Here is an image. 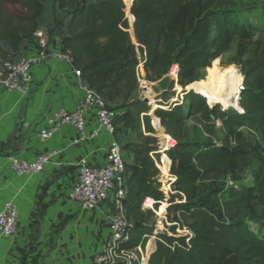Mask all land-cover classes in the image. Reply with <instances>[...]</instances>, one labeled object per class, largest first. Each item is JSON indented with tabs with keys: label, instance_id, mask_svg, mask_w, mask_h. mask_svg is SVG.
Wrapping results in <instances>:
<instances>
[{
	"label": "trees",
	"instance_id": "16d2710c",
	"mask_svg": "<svg viewBox=\"0 0 264 264\" xmlns=\"http://www.w3.org/2000/svg\"><path fill=\"white\" fill-rule=\"evenodd\" d=\"M2 1L20 5L29 16L16 23L0 5L1 71L4 61L9 60L2 42L14 50L31 43L43 10L40 2L46 0H0V4ZM54 3L63 16L57 21L56 32L50 34L44 28L50 42L72 57L81 70L82 83L95 90L115 112L116 138L126 164L124 206L127 219L134 225L128 247H144L153 234L155 213L142 209L150 198L156 210L161 205L159 216L163 217L166 210L162 222L171 223L168 232L174 236L160 234L166 244L156 241L148 264H264V0L254 8H238L235 0ZM254 11L260 23L251 21ZM132 22L133 26L129 24ZM135 42L145 47L148 81L157 82L178 66L175 83L182 102L175 99L169 109L156 104L150 111L146 102L136 98ZM234 44L245 91L233 95L237 104L232 105L242 111L230 115L224 110L229 108L228 103L213 99L198 81L203 71L215 68L218 60L232 51ZM171 92L165 91L160 99L169 102ZM215 101L224 109L213 105ZM153 114L159 136L176 141L162 155L151 137L155 134ZM218 120L225 127L234 123L238 130L245 129L247 136L235 131L231 146L184 138L189 121H196L210 133ZM131 138L136 141L124 143ZM160 159L159 167L165 174H169L171 161L175 180L170 186L178 193L170 195L167 204L156 165ZM252 163L257 167L253 185L233 178L227 189L219 187L222 176L242 175ZM179 230H187L192 236L176 237Z\"/></svg>",
	"mask_w": 264,
	"mask_h": 264
},
{
	"label": "crops",
	"instance_id": "0c3cea01",
	"mask_svg": "<svg viewBox=\"0 0 264 264\" xmlns=\"http://www.w3.org/2000/svg\"><path fill=\"white\" fill-rule=\"evenodd\" d=\"M56 46L40 66L33 68L30 97L8 92L0 84V208L14 201L19 209L18 231L3 241L0 264H95L111 234L113 199L89 211L70 200L83 158L95 167L106 164L111 138L88 117L86 133L99 130L88 143L73 145L77 133L62 128L46 144L39 131L62 108L73 110L82 91L72 68L54 58ZM34 44L27 56L37 54ZM59 154L34 177L15 175L10 156L33 162L42 152Z\"/></svg>",
	"mask_w": 264,
	"mask_h": 264
},
{
	"label": "built area",
	"instance_id": "2783aa9c",
	"mask_svg": "<svg viewBox=\"0 0 264 264\" xmlns=\"http://www.w3.org/2000/svg\"><path fill=\"white\" fill-rule=\"evenodd\" d=\"M34 39L35 41L33 42H35L38 48L37 54L9 59L4 61L2 65V78L0 79L2 88L8 92H19L24 98L30 97L32 93L33 68L40 66L46 61L50 49L54 47L45 30H38L34 34ZM134 44L136 46L138 58L136 76L138 79L139 98L146 102L151 108H153L155 104H163L169 109L176 103L174 102V98L170 99L167 103H164L158 96L153 98V83L147 80L145 71L147 57L145 47L136 42ZM53 56L59 61L66 62L72 68L79 82L82 97L79 99L75 109L69 110L62 108L47 120L45 126L39 131L40 143L43 145L46 144L62 128L67 126L72 127L77 133V138L73 140V145L78 146L94 140L99 136V130L91 134L86 133V125L89 116L96 119L99 129H103L111 138L107 161L104 166L95 167L89 163L87 158H83L79 161L77 164L78 180L74 184L69 196L72 202L81 205L82 209L85 211L93 210L110 198L113 199L115 214L111 219L110 238L103 246L101 254L96 258L95 264H148L150 256L154 251L156 241L166 244L160 238V234L164 232L160 231L158 226H156L153 234L147 240L144 247H128L132 239L134 225L127 219L124 206L126 190L123 184L126 164L122 145L116 138V127L114 123L115 112L107 106L106 102L95 90L82 83L81 70L75 65L70 55L62 54L58 51L54 53ZM173 68L175 69L171 72V75L175 76V82L177 83L178 66H173ZM244 91L245 86L242 81L238 86V92L241 95ZM181 98L182 102L183 96H181ZM178 100V96H176V101ZM173 141L174 140L170 137L166 143L167 145H162V149L158 152L162 154L161 151L163 150V153H167L174 147V145H172ZM58 154L59 152L57 151L42 152L33 162L20 159L17 156H10V168L17 176L34 177L42 173L46 165ZM159 163H161V159ZM159 163L156 161V165L160 170ZM165 196V201L167 203L169 196L168 194H165ZM162 203L163 202L160 204ZM158 208L160 209V206ZM142 209L144 211H152L158 215L155 209V202L150 198L144 201ZM19 216L20 212L14 201L6 202L2 208H0V251L3 249V241L12 239L16 235ZM159 217L161 221H164L166 219V210L165 215ZM182 232L192 236L187 230ZM167 233L170 236H174L168 231Z\"/></svg>",
	"mask_w": 264,
	"mask_h": 264
},
{
	"label": "rangeland",
	"instance_id": "374dc122",
	"mask_svg": "<svg viewBox=\"0 0 264 264\" xmlns=\"http://www.w3.org/2000/svg\"><path fill=\"white\" fill-rule=\"evenodd\" d=\"M235 1L237 2L238 8L239 7L254 8L256 6L261 5V2L263 0H235ZM40 4H42L43 10L37 18V31L44 30V28L45 29L48 28L50 34L52 31L56 32L59 28L56 26L57 21L62 19L63 14L59 12L55 7L54 0H46L44 3L40 2ZM0 5L2 7L3 12L7 15L12 16L16 23L18 22L19 18L24 16L26 17L29 16L26 10H24L20 5H17L12 1H2ZM250 18L253 23H260L259 16L255 11L250 13ZM129 24L133 26V22ZM34 34L32 36L31 43L29 42L25 48L24 45H21L19 49L14 50L10 48V46L7 43L2 42V46L9 53V56L6 59H13L20 56H26L27 51H29L30 47H32L35 44V42H33L35 41ZM236 58H237L236 44H234L232 51L224 55L220 60H218L215 68L203 71L202 76L198 81L201 88L211 97H213V99H217L224 103L225 102L228 103L229 108H225V109L223 105L218 101H215L213 105H221L223 109L228 111V114L230 115L242 111V109L239 106L235 107V105H232V103L237 104V102H234L235 99L233 98V95L239 93L238 86L241 83V70L239 65L237 64ZM174 69L175 68H172L170 73L165 77H163L161 80L157 82H151L153 83L152 86L153 98L155 96L160 97L165 91H172L171 93H169V98L167 99L174 98L175 100L176 96H178L179 101L182 100L181 98L182 94H180L177 91L178 84L175 83V76L171 75V72H173ZM1 73L2 71L0 70V79L2 78ZM172 81H174L175 84H172ZM165 97L164 100L166 99ZM136 98H138L139 101L144 103V101L139 98V94L137 95ZM151 110L152 108L150 109V111ZM151 117H152V124L155 129V134L151 135V137H154L156 139L157 148L158 151H160V149H162V145L165 146L167 145L166 143L169 140V137L166 135L159 136V130L154 124L155 115L153 114V116L151 115ZM241 129L238 130L234 123H229L228 126L225 127L222 125L221 121L218 120L216 121L215 128L211 129L212 131L210 133H207L202 129V127L198 123H196V121H189L186 124V133L184 138L190 141L198 140L201 142H211L217 146H231L233 144L232 136L235 131L247 136L246 130L244 129L243 131H240ZM129 141L134 142L136 141V138L135 139L131 138L129 140L125 139L124 143L126 144ZM172 145L175 146L176 141H173ZM126 160H128V156H126ZM171 165L172 163L170 161V169H171ZM170 169H169V174L162 173L160 170L161 173L160 182L162 184L161 189L162 191H164L166 195L168 194V196L173 194H178L172 192L170 186V183L175 180L174 176L170 172ZM256 169H257L256 165L252 163L250 168L242 175H236L235 177L229 175L222 176L218 182L219 187L221 189H227L230 185L234 183V179L240 180L245 185L251 186L254 184V173ZM166 187H168V191L166 190ZM200 188L204 190L205 186H200ZM164 203H166V201H164ZM158 210L159 208L156 211ZM155 217H156L154 220L155 226H158V229L160 231L167 233V231H169L168 230L169 227H171V223L166 224L162 222L159 215H157L156 213H155ZM184 234L185 233L182 231H177L176 236L180 237Z\"/></svg>",
	"mask_w": 264,
	"mask_h": 264
},
{
	"label": "bare ground",
	"instance_id": "6f19581e",
	"mask_svg": "<svg viewBox=\"0 0 264 264\" xmlns=\"http://www.w3.org/2000/svg\"><path fill=\"white\" fill-rule=\"evenodd\" d=\"M126 6V5H125ZM129 14L131 15V13H130V9H129ZM131 33H133V31H130Z\"/></svg>",
	"mask_w": 264,
	"mask_h": 264
},
{
	"label": "water",
	"instance_id": "95a60500",
	"mask_svg": "<svg viewBox=\"0 0 264 264\" xmlns=\"http://www.w3.org/2000/svg\"><path fill=\"white\" fill-rule=\"evenodd\" d=\"M131 12V11H130ZM134 21H135V19H134ZM134 33V32H133ZM160 123V122H159Z\"/></svg>",
	"mask_w": 264,
	"mask_h": 264
}]
</instances>
